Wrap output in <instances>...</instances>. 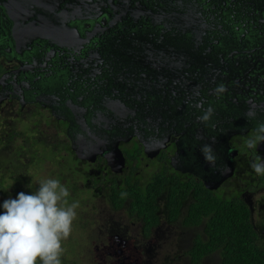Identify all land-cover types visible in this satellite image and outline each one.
<instances>
[{
    "label": "flooded vegetation",
    "instance_id": "1",
    "mask_svg": "<svg viewBox=\"0 0 264 264\" xmlns=\"http://www.w3.org/2000/svg\"><path fill=\"white\" fill-rule=\"evenodd\" d=\"M261 125L264 0H0V184L14 191L0 188V202L58 179L76 214L90 212L71 231L97 264H193L196 239L208 238L209 215L191 217L203 197L243 203L264 248V176L250 167L264 142L244 146ZM157 178L162 190L143 194ZM138 196L153 198L152 215ZM171 234L186 236L183 252L154 241ZM212 255L221 264L217 251L199 264Z\"/></svg>",
    "mask_w": 264,
    "mask_h": 264
},
{
    "label": "clouds",
    "instance_id": "2",
    "mask_svg": "<svg viewBox=\"0 0 264 264\" xmlns=\"http://www.w3.org/2000/svg\"><path fill=\"white\" fill-rule=\"evenodd\" d=\"M255 113H245L251 118ZM264 142V125L245 141L247 150ZM205 161L215 164L211 145L201 149ZM257 176H264V157L256 155L250 164ZM35 191L19 192L0 202V264H62V243L71 232L78 204H68L70 193L58 179L38 182Z\"/></svg>",
    "mask_w": 264,
    "mask_h": 264
},
{
    "label": "trees",
    "instance_id": "3",
    "mask_svg": "<svg viewBox=\"0 0 264 264\" xmlns=\"http://www.w3.org/2000/svg\"><path fill=\"white\" fill-rule=\"evenodd\" d=\"M163 187V181L157 178L149 192L142 191V193H159ZM3 193L5 191L2 189L0 195ZM176 198L177 195L172 197L171 203ZM137 199L135 206L139 211L147 216L152 215L153 208L148 203L152 202L153 198L138 196ZM213 202L214 205L209 198L203 197V201L193 205L191 209V217L196 225L201 223V213L210 217L204 226L208 238L203 239L199 236L192 247V255L189 259L193 264H199L202 258L215 251L220 254L221 264H264V248H261L257 242V231L248 209L241 202L220 197L213 199ZM174 207L177 209L178 206L174 205ZM176 209L173 211L177 212ZM150 222H156V217L153 216ZM187 223H192L189 218Z\"/></svg>",
    "mask_w": 264,
    "mask_h": 264
},
{
    "label": "rangeland",
    "instance_id": "4",
    "mask_svg": "<svg viewBox=\"0 0 264 264\" xmlns=\"http://www.w3.org/2000/svg\"><path fill=\"white\" fill-rule=\"evenodd\" d=\"M42 130L45 133V136H48L50 138V141L53 142L54 141V130L48 126L43 127ZM30 133L33 134V132H30ZM20 139H18L15 142L16 143L15 148L18 147L19 143L24 144L25 149L22 152H24L25 155L27 156L26 158H28L30 156L29 151L27 150V147H29V143L24 138H20ZM38 151H39V148H38ZM42 152H43L44 156H51L52 155V153L49 149L43 148ZM21 160L22 161L25 160L23 156L21 157ZM48 166L44 167V168H48ZM6 181L9 184L7 179H6ZM8 184H6V183L0 184V188H3V186H8L9 190H12V189H10ZM12 194L4 197L2 199V201L7 199V198H12L13 197ZM67 200H68V203H70V196L67 198ZM89 213L90 212L84 213L83 211H78L77 214H78V216H87ZM71 228L76 229V228H80V227L75 222H72ZM163 228H167L166 225H164ZM176 230H177V228H176ZM90 232H91V234H90ZM90 232L88 231V233H89L88 245L90 244L91 240L99 242V238L101 237V234L97 230V228L96 227L92 228ZM91 235H92L93 239H90ZM185 238H186V236L184 234H176L175 238H174V235L171 234L168 237H164V238L157 239L154 241L158 242L159 249L165 251L166 254L167 253L175 254L176 252H179V251L183 252L185 250V248H187L186 246L188 245L189 241L186 240ZM61 243H62V249L63 250H65V246L67 243L68 251L69 252L72 251L74 253V254H72V253H69L67 251H64V252L62 251V254L65 255V258L62 257V255H61V258H64L63 260H64L65 264H97V257H93L90 255H84L85 253L89 252L88 251L89 248H87L83 252L82 249L85 246V239H84L83 233L81 231H79V230L71 231L69 237L67 239L62 240ZM173 256L174 257H165L162 255L160 257H157V258H155L154 264H186L187 259L184 256H181V257H176V256H180V255H173ZM108 259L110 260L109 257L108 258L105 257L106 263L108 262ZM215 260H216V256L212 255L211 257L207 258L205 262H206V264H215Z\"/></svg>",
    "mask_w": 264,
    "mask_h": 264
},
{
    "label": "water",
    "instance_id": "5",
    "mask_svg": "<svg viewBox=\"0 0 264 264\" xmlns=\"http://www.w3.org/2000/svg\"><path fill=\"white\" fill-rule=\"evenodd\" d=\"M210 25V24H209Z\"/></svg>",
    "mask_w": 264,
    "mask_h": 264
}]
</instances>
